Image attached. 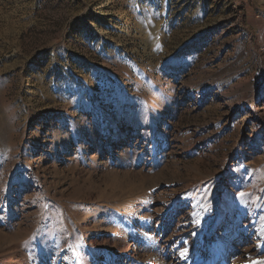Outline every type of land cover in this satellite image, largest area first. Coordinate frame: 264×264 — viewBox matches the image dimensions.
Returning a JSON list of instances; mask_svg holds the SVG:
<instances>
[{"label": "rangeland", "instance_id": "1", "mask_svg": "<svg viewBox=\"0 0 264 264\" xmlns=\"http://www.w3.org/2000/svg\"><path fill=\"white\" fill-rule=\"evenodd\" d=\"M0 264H264V0H0Z\"/></svg>", "mask_w": 264, "mask_h": 264}, {"label": "bare ground", "instance_id": "2", "mask_svg": "<svg viewBox=\"0 0 264 264\" xmlns=\"http://www.w3.org/2000/svg\"><path fill=\"white\" fill-rule=\"evenodd\" d=\"M260 230V229H259ZM261 231V230H260Z\"/></svg>", "mask_w": 264, "mask_h": 264}]
</instances>
